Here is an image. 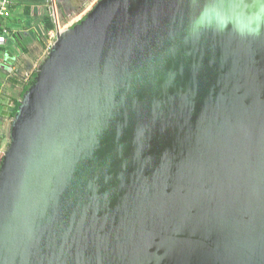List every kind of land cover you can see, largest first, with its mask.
<instances>
[{"label":"water","instance_id":"obj_1","mask_svg":"<svg viewBox=\"0 0 264 264\" xmlns=\"http://www.w3.org/2000/svg\"><path fill=\"white\" fill-rule=\"evenodd\" d=\"M205 3L56 30L2 158L0 264H264V34L190 38Z\"/></svg>","mask_w":264,"mask_h":264},{"label":"rangeland","instance_id":"obj_2","mask_svg":"<svg viewBox=\"0 0 264 264\" xmlns=\"http://www.w3.org/2000/svg\"><path fill=\"white\" fill-rule=\"evenodd\" d=\"M89 1V2H88ZM99 0H85L86 8H81L82 12H79L76 16H72L69 22L58 21L60 30L63 32L68 29L74 22L78 23L92 10ZM57 5V1L54 2ZM57 10V9H56ZM60 16V15H59ZM42 32V29L39 28ZM58 32H56L57 34ZM55 37L52 39L48 38L46 43L43 45L40 42H35L33 44L27 45L28 52H22L17 46L13 47L12 43H9L5 50L7 52H14L15 55L11 57V60L6 61V65L0 67V168L2 164V158L6 152L10 143V131L12 126L13 118L11 119L9 114L11 109L15 105V101H23L21 96L23 92V85L28 84L32 81V75L37 73L41 65L46 60L51 44L56 40ZM20 47H22L20 45ZM13 48L15 50H13ZM5 63V62H3ZM31 87V86H30ZM30 89V88H29Z\"/></svg>","mask_w":264,"mask_h":264},{"label":"clouds","instance_id":"obj_3","mask_svg":"<svg viewBox=\"0 0 264 264\" xmlns=\"http://www.w3.org/2000/svg\"><path fill=\"white\" fill-rule=\"evenodd\" d=\"M231 25L241 37H258L264 34V0H206L190 20L188 36L198 38L203 32H223Z\"/></svg>","mask_w":264,"mask_h":264},{"label":"crops","instance_id":"obj_4","mask_svg":"<svg viewBox=\"0 0 264 264\" xmlns=\"http://www.w3.org/2000/svg\"><path fill=\"white\" fill-rule=\"evenodd\" d=\"M52 1L53 3L57 1V5L55 6L58 10V7L61 6L62 9H67L71 12H75L81 8L85 9L89 2L86 3L85 0H12V5L9 8V16L5 20V24L12 30L7 46L9 43H12L13 47L17 46L22 51L20 43L24 44L29 42L33 44L35 42H40L43 32H41L39 28L42 29L46 25V14H50L49 9ZM57 18L58 21L62 19V17H60L61 19L59 18V15ZM70 19L71 17L69 20ZM69 20L67 21L69 22ZM13 50L15 49L13 48ZM13 55H15L14 52H7L4 50L0 54V59L3 62L7 60L9 62Z\"/></svg>","mask_w":264,"mask_h":264},{"label":"trees","instance_id":"obj_5","mask_svg":"<svg viewBox=\"0 0 264 264\" xmlns=\"http://www.w3.org/2000/svg\"><path fill=\"white\" fill-rule=\"evenodd\" d=\"M58 8H59V10L57 9V12H58V15H60L59 17H62L63 20L65 19L66 20L65 22H68L67 20H69L70 17L78 14L79 12H82L81 10H76L75 12H71V11H68L67 9H62L61 6H59ZM63 8H64V6H63ZM46 15H47L46 16V21H45L46 25H45V27L42 28V32H43L42 35H41L42 36V40L40 41V43L43 45V47H44V45L46 43V40L49 38V33L51 31H54L56 29V26L54 24V21H53L51 15L49 13L46 14ZM84 18L82 20H80L79 22H82L84 20ZM74 25L75 24H72L71 26H69V28L73 27ZM20 45L22 46V52L27 53L28 50H27L26 47H27V45H30V43L29 42L28 43H24V44L23 43H20ZM4 50H5V47L0 48V54ZM1 65H2V63H1ZM32 76H33L32 77V81L31 82L29 81L28 84L23 85V92L21 94L22 97H24V95L27 93V91L29 90L30 86L33 85V83L35 81V77L37 76V73H34ZM0 89H1V84H0ZM20 105H21V102L18 101V100H16L15 101V105L11 109V112L9 114V116H10L11 119L14 118L15 115L17 114Z\"/></svg>","mask_w":264,"mask_h":264},{"label":"built area","instance_id":"obj_6","mask_svg":"<svg viewBox=\"0 0 264 264\" xmlns=\"http://www.w3.org/2000/svg\"><path fill=\"white\" fill-rule=\"evenodd\" d=\"M12 5V0H0V48L6 47L9 41V38L12 34V30H10V28L5 24V20L8 18L9 16V8ZM56 6L53 3H50V15L54 21V24L56 26V29L52 32L49 33V38L52 39L53 37H55L56 34V30H60L59 28V22H58V12L56 10ZM2 65H6V62L3 63V61H1L0 59V66ZM1 159V158H0Z\"/></svg>","mask_w":264,"mask_h":264}]
</instances>
